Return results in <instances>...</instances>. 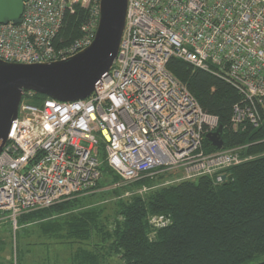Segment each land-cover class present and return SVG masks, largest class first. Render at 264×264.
Here are the masks:
<instances>
[{"label": "built area", "instance_id": "obj_1", "mask_svg": "<svg viewBox=\"0 0 264 264\" xmlns=\"http://www.w3.org/2000/svg\"><path fill=\"white\" fill-rule=\"evenodd\" d=\"M77 4L88 9L87 22L78 37L59 46L65 15ZM99 16L100 0H27L19 22L0 23V60L68 59L92 43ZM172 57L220 76L242 94L231 117L235 130L258 125L264 0H128L118 55L88 97L37 104L33 91L23 94L0 149V220L15 230L23 213L96 190L101 152L120 176L114 187L160 170H175L180 181L239 163L233 153L242 146L206 150L218 116L168 70Z\"/></svg>", "mask_w": 264, "mask_h": 264}, {"label": "trees", "instance_id": "obj_2", "mask_svg": "<svg viewBox=\"0 0 264 264\" xmlns=\"http://www.w3.org/2000/svg\"><path fill=\"white\" fill-rule=\"evenodd\" d=\"M87 19L88 9L77 4L65 15L56 43L78 37ZM167 68L206 112L218 116L224 148L242 146L243 160L221 170L227 178L219 182L220 172L161 185L164 173H148L114 187L120 176L101 152L96 190L18 217V223L36 225L58 244H74L68 254L72 264H240L264 253V103L257 126L235 130L233 108L243 96L232 84L176 57ZM46 98L34 92L31 100L41 104ZM205 147L218 149L207 139ZM143 186L149 190L138 192ZM100 194L103 200H95ZM155 217L163 218V226Z\"/></svg>", "mask_w": 264, "mask_h": 264}, {"label": "water", "instance_id": "obj_3", "mask_svg": "<svg viewBox=\"0 0 264 264\" xmlns=\"http://www.w3.org/2000/svg\"><path fill=\"white\" fill-rule=\"evenodd\" d=\"M27 0H0V23L19 22ZM128 0H100V16L94 40L65 60L18 63L0 60V149L18 116L27 91L60 101L88 97L96 82L116 59L126 24ZM221 125L206 134L212 146L224 145ZM226 175H223L225 178Z\"/></svg>", "mask_w": 264, "mask_h": 264}, {"label": "rangeland", "instance_id": "obj_4", "mask_svg": "<svg viewBox=\"0 0 264 264\" xmlns=\"http://www.w3.org/2000/svg\"><path fill=\"white\" fill-rule=\"evenodd\" d=\"M234 154L239 156L241 152H234L233 155ZM100 159H103V155L101 154ZM241 160H243V158H241L240 161ZM174 171L175 170H160L157 172L165 174L164 178L160 180L161 185H169L183 181L175 180L176 174ZM226 178L227 177L222 178V180ZM148 190V186H143L142 189H138L137 191L144 193ZM106 197L109 198L104 200L108 201L111 196ZM94 199L103 200L101 194L97 195ZM113 199L112 197V200ZM105 204H107L108 209H110L112 201H108ZM18 224V229L16 231L12 228L10 221L7 219L0 220V264H16L17 261L19 264H72V260H70V255L68 254L75 249L76 246L74 244H58L50 235L42 234L36 225L22 222ZM263 260L264 253H261L240 264H257Z\"/></svg>", "mask_w": 264, "mask_h": 264}]
</instances>
